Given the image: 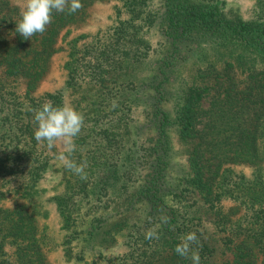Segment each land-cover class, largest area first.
Wrapping results in <instances>:
<instances>
[{"label":"trees","instance_id":"obj_1","mask_svg":"<svg viewBox=\"0 0 264 264\" xmlns=\"http://www.w3.org/2000/svg\"><path fill=\"white\" fill-rule=\"evenodd\" d=\"M92 1L81 0L83 7L74 14L53 12L43 34L24 39L16 32L21 6L0 0V264H49L43 250L46 228L38 224V218L47 215L39 199L44 188L38 183L54 162L61 187L47 197L65 231L62 249L69 253L72 239L80 243L74 259L88 264H192L174 248L186 233L196 232L199 244L192 247L199 252L200 264H209L214 247L208 244L207 228L195 213L200 204L211 211L212 223L228 249L219 264H264V0H256L259 10L246 19L226 14L212 2L165 0L158 17L145 8L148 0H121L107 28L91 35L80 31L66 36L71 24L82 21ZM154 23L164 37L148 87L161 96L160 87L172 63L179 55L187 57L181 51L194 55L189 80L174 102L173 122L178 139L186 144L188 166L180 186L163 184L160 167L147 173L137 167L142 162L148 166L153 162L151 167L164 162L161 137L166 138L168 113L158 104L152 103L156 111L149 108L145 97L142 112L159 115L157 137L144 145L137 146L134 140L123 143V156L112 152L118 140L109 130H124L128 139L130 112L136 104L132 94L138 87L132 77L134 63L142 62L151 48L143 33ZM62 28L63 83L54 90H36L50 56L60 46L56 42ZM198 49L199 53L194 52ZM45 101L57 107L69 101L83 114L84 127L71 158L78 164L87 162L86 180L56 159L62 149L49 151L46 142L35 140L34 110ZM96 127L103 132L102 146L111 153L109 157L94 148L96 144L89 146V130ZM99 163L111 167L114 177L120 164L125 180L138 181L118 205L125 213L137 209L145 226H131L122 250L107 254L98 248L87 259L83 241L89 239V232L97 231L96 227L89 230V218L84 222L92 190L89 175L92 165ZM233 163L248 165L250 174L235 170ZM228 199L231 202L224 204ZM149 229L158 232V240L145 239Z\"/></svg>","mask_w":264,"mask_h":264},{"label":"rangeland","instance_id":"obj_2","mask_svg":"<svg viewBox=\"0 0 264 264\" xmlns=\"http://www.w3.org/2000/svg\"><path fill=\"white\" fill-rule=\"evenodd\" d=\"M17 5L21 6L23 0H12ZM215 3L220 10L226 14H236L240 18L246 19L249 17L255 16L257 11V2L256 0H197ZM121 0H93L85 8V14L81 22L76 25L71 24L70 32L66 36H71L77 32H85L88 35L94 34L97 31H102L107 28L115 17V8L116 6L120 7ZM165 0H148L146 9L151 10L153 14L157 13L158 17L162 16ZM121 16H125V12L121 11ZM65 28H62L59 31L56 45H60L55 52L49 58L47 67L43 76L38 80V87L36 90H54L62 85L65 71L62 67L64 60L65 51L63 49V41L60 39V35L64 32ZM146 39L150 42L151 48L148 50V53L143 57L142 62L134 63V76L133 82L137 84V89L132 96H135V105L133 106L132 112H130V131L128 134V139L125 141L124 130H109L112 134L114 132L115 138L118 140V145L114 153H119L123 156L126 150L122 149L123 143H130L132 140L136 142L135 145L140 143L147 144L151 142L155 137H157L158 130L156 126L158 125V114L154 117L144 114L141 110L143 103L142 98H146V102L152 106V103L158 104L163 110H166L168 113L167 121L164 124V133L165 137H161L165 146V151L163 153L164 162L157 164L151 167V164L148 166V163L142 162L137 163V167L141 172H151L155 171L156 168H161L162 182L167 185V183L177 184L178 186L182 185V181L185 179V174L187 171V163L185 159V146L184 142H181L175 130V125L173 122L174 118V102L177 100L176 96L180 92L181 86L184 85L186 81L189 80V73L193 70L194 64L192 65L191 59L194 58V55L189 51H181V54L184 53L187 55L185 59L179 57L177 61L172 63V71L169 73V76L166 81L161 85V96L157 94L152 87H148L153 66L155 64V57L157 56V51L162 47L163 34L160 32L159 26L157 23H154V26H150L143 33ZM214 40V39H213ZM207 41V39H205ZM215 41V40H214ZM207 45V42L203 43ZM194 52L199 53V49ZM142 82V84H140ZM155 82V81H153ZM146 83V84H145ZM148 83V84H147ZM158 100V101H157ZM65 105H69V101H65ZM153 105V106H154ZM153 110L156 111L154 107ZM155 119V124H154ZM102 130H98L97 127L89 130V146L97 145L94 148L100 151L106 152V156H110L108 149L102 145L105 143V140L102 138ZM161 148V146L159 145ZM60 149L59 146H57ZM160 151V149H159ZM161 152V151H160ZM103 157V156H102ZM116 157V158H117ZM99 157H97L98 159ZM101 160H103L101 158ZM118 162L119 159L117 158ZM122 159L120 163H122ZM104 163V161H103ZM93 164L92 173L89 175V188L92 190L89 192V211H86L84 222L87 224L89 218V230H94L95 227L97 231L94 234H90L89 239L84 240L85 244V254L86 258L90 259L91 256L95 253V250L100 248L101 251L106 252H116L120 251L125 247V244L122 243L123 238L126 239L127 232L131 226H145L144 216L135 208L130 209L128 212H123V207H119V200H122L124 194L133 192L137 180L126 179L121 174L119 164L117 166L116 175L111 167L104 164ZM57 162H54L52 167L48 168L44 172V176L40 179L38 186L44 188V190L39 194V199L43 202V208L47 210V215L45 217L38 218V224L43 225L46 228L44 230V246L43 250L45 251V256L49 264H88L87 261L74 259L73 255L80 248L79 242H74L73 239L69 243L70 252L67 253L62 249L60 241L64 234V230L60 228L59 217L57 210L54 206V203L47 197L52 195L57 189L61 187L59 183V174L55 166ZM127 165V164H126ZM235 170H241L245 174H250V167L246 164H230ZM110 169V170H108ZM142 179H139L141 182ZM124 182V184H123ZM57 185V188L54 186ZM197 198L198 196L195 195ZM192 200L189 197V201ZM200 202V199L198 198ZM230 199L224 201V204H229ZM184 204V202H181ZM178 205V203L176 202ZM196 203H194L195 205ZM197 205V204H196ZM86 206V205H85ZM82 207L81 213L86 207ZM181 211V207L178 208ZM196 214L200 216L201 223L207 228V242L209 245L214 247L212 250V255L209 258V264H219L220 260L227 256L228 249L222 244L220 240V233L216 231L212 223V213L205 206L198 205L195 211ZM158 217V215H157ZM125 218V219H122ZM159 218V217H158ZM123 220L125 223H117L118 221ZM114 222V226L111 227L110 222ZM159 222V221H157ZM94 225V226H91ZM91 226V227H90ZM111 234L113 238L111 239ZM110 235V237H109ZM222 250H224L222 252ZM9 251L13 253L12 250Z\"/></svg>","mask_w":264,"mask_h":264},{"label":"clouds","instance_id":"obj_3","mask_svg":"<svg viewBox=\"0 0 264 264\" xmlns=\"http://www.w3.org/2000/svg\"><path fill=\"white\" fill-rule=\"evenodd\" d=\"M83 7L81 0H23L21 4L20 20L16 23V32L24 39H31L35 34H43L52 21L53 12L74 14ZM112 108L117 106L112 101ZM34 138L44 144L49 151L59 146L62 151L56 154L64 168L73 172L82 180L87 179L85 169L87 162L76 163L72 154L76 151L75 140L84 127V116L70 105L54 106L52 101H45L38 109L34 110ZM145 239L158 240L159 234L155 229L145 232ZM199 244L196 232L186 233L179 244L174 248L175 253L192 264H200L199 252L193 245Z\"/></svg>","mask_w":264,"mask_h":264}]
</instances>
